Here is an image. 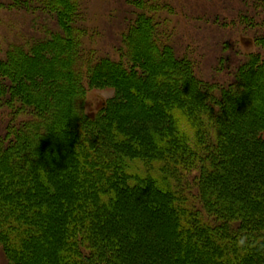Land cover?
Instances as JSON below:
<instances>
[{"label":"trees","instance_id":"obj_1","mask_svg":"<svg viewBox=\"0 0 264 264\" xmlns=\"http://www.w3.org/2000/svg\"><path fill=\"white\" fill-rule=\"evenodd\" d=\"M76 4L48 0L46 7L61 6L64 16L58 19L68 25L77 17ZM142 7L141 23L130 27L132 35L121 51L124 61L93 53L85 57L81 44L69 46L74 41L68 37L66 49L58 42L47 54L39 41L28 50L16 44L20 49L5 51L2 60L8 66L0 64L1 78L14 74L15 63L27 83L19 82L17 89L33 77L44 86L40 92L33 85L34 93L19 91L21 107L34 112L16 127L14 149L4 144L0 151V170L8 182L0 196V208L8 211L5 219L0 215V243L9 264H264V117L252 127L245 121L237 138L230 128L233 119L244 120L241 101L257 98L264 68L258 76L252 69L259 68L260 54H251L254 58L243 66L247 71H238L232 86L202 85L173 44L164 41L165 34L153 30L156 14L147 19ZM44 54H65V59L43 66ZM28 56L34 59L25 64ZM58 69L63 72L59 81L61 72L54 73ZM86 82L116 90V98L99 116L85 113ZM3 85L8 83L0 84L5 91ZM173 106L191 117V137L178 135ZM37 155L43 166L32 163ZM199 157L206 169L203 180L194 178L191 195L202 196L209 212L217 213L219 226L193 212L183 190L187 185L178 169L197 165ZM30 180L34 186L29 188ZM57 191L66 197L63 202L56 201ZM31 193L38 199H31Z\"/></svg>","mask_w":264,"mask_h":264},{"label":"rangeland","instance_id":"obj_2","mask_svg":"<svg viewBox=\"0 0 264 264\" xmlns=\"http://www.w3.org/2000/svg\"><path fill=\"white\" fill-rule=\"evenodd\" d=\"M10 1L12 0H0V2H3L2 7H0V64L3 66H8L2 60L8 47L15 49L16 44H22L28 50L35 43L34 41L41 42L39 49L46 48V54V50L51 52V48L56 43L60 42L65 45V48L66 44L68 46L69 40H72L74 43L69 44V46L77 47L81 44L83 55H86L85 57H90L93 53L96 58L124 61L125 58L122 55L124 53L123 45L127 42L126 38L128 39V36L132 35L129 32L130 27L136 25V22L141 23L138 7L141 8L143 6L144 17L147 19L154 18L151 15L152 12L154 15L156 14L155 19L157 22L154 25L157 26L152 24L153 30L157 27L156 30L158 32L160 30V35L165 34L164 41H169L170 44H173L176 55L183 59L184 65L188 63L192 66H190L192 72L198 77L202 85L215 83L232 86L237 81V72L241 71L243 73L247 71V68L243 66L247 65L246 62L249 59L254 58L251 56L254 53L260 54L256 60L259 68H255V72L252 69V74L258 76L257 71L264 68V4H262L263 2L259 3L258 0H76V3L79 2V4H76L73 9H75L74 15L78 11V14L76 13L77 21L73 15L74 17L67 21L68 25L58 19L60 15L61 17L64 16V9L61 6L55 9L46 7L48 0H45V3L42 0H15L17 4L13 5H10ZM151 8H154L153 11H151ZM70 11L72 9L68 12ZM152 23H155V21L152 20ZM128 32L129 35L127 34ZM63 35L65 36L63 37ZM65 37H68L69 40H65ZM261 37L263 39L257 41ZM44 39L46 42L50 40L53 42L48 44ZM18 49L20 48L17 46L16 50ZM58 51L60 52V50ZM46 54L42 56L43 60L40 62V65L43 64L44 66L48 61L54 59H57L56 63H58V60L62 63L63 59H65L62 57L65 54L61 56L60 54H56L55 57L53 56L54 58L52 56L48 57ZM28 59L31 62L30 60L34 59V57L28 56L25 64H27ZM40 59L41 57L37 62L41 61ZM13 65L14 68L12 67ZM17 65L19 64L13 63L11 66V72H14V74L11 73L8 77H0V84L4 80L8 83L7 86L3 85L6 87L5 91L0 87V151L4 144L11 148L9 150L14 149L15 144L12 141L19 138L17 137L19 134L16 127L22 122L29 120L34 112V110L31 111L29 108H24V106L21 107L20 105L21 99H19L18 95L20 90L15 85L19 84V82L24 84L26 77L22 75L23 73L17 68ZM33 65L28 64L31 69L34 68ZM54 73H60L59 77L56 78L59 81L63 72L58 69ZM75 74L77 76V71H75ZM261 75L264 77V74ZM261 75L259 73V76ZM22 76L25 78H21ZM261 80V84L256 88L257 98H244L241 101V105L245 106V109L243 108L245 113L243 116L244 120H242L243 118H239L237 120L233 119V123L231 122L230 128L233 130L231 132L232 135H235L234 138L238 137V132L246 128L244 126L245 121L249 123V127H252L261 123L260 117H264V78ZM29 82V85L26 86L27 88L19 85L21 91L24 88L27 92V89H30L32 85L37 89H35L36 91L30 89L32 92H40V88H44L43 84H40L39 77H33ZM25 84L27 85V83ZM47 85L49 87L50 83L47 82ZM85 87L84 105L87 115L99 116L104 110V105L116 98V90L113 87L102 84L91 87L87 82L85 83ZM56 88L60 90V85H56ZM15 130L17 134L12 135L11 133ZM260 136L264 140V131ZM203 138L202 134L199 135V142ZM7 139L9 140L8 142L6 141ZM120 140L119 137L114 138L116 142H121ZM201 153L199 152V155ZM78 155L80 157V154ZM234 155L238 157L235 152ZM75 158H78V156ZM38 159L39 155L34 160ZM203 159L199 157L197 165H182L178 171L181 173L182 179L186 183L185 185H187L183 190L188 194L189 207L194 210L193 212L200 213L209 225L219 226L222 223L219 221V217H216L217 213L214 214L211 210L209 212L206 201L202 199V196L200 195V199V197L195 198L194 194V198L191 195L194 191L193 189H196V186L193 184L195 183L194 178L198 176L202 177L201 180L204 178L202 174L206 167L204 166L205 160L203 161ZM39 161L32 163H40L43 166L44 162L41 163ZM232 161H234L233 158ZM176 162L177 160L174 161V163ZM177 164H180V162ZM45 165L49 166V168L53 167L52 162H46ZM214 165L216 167V163ZM183 167L186 168L182 169ZM79 172L81 173L82 169ZM6 175L1 173L0 170V196L3 195L2 193H5L4 190L8 183ZM42 181L48 184L47 180ZM9 184L11 185L10 182ZM27 184H29V188L34 186L31 180ZM48 186L56 187L57 183L55 184L54 182L53 184H48ZM7 190L10 189L7 188ZM32 190L34 192L33 188ZM58 192H56L55 199L56 201L61 200L63 202L66 197L63 195V192ZM31 195H33L31 199H38L34 193H31ZM9 196H11V193L8 194ZM2 209L0 208V215L5 219V214L8 211H3L4 209ZM23 209L24 212L27 211L26 208ZM147 211L153 212L152 208H148ZM62 214L63 217L66 215V213ZM3 218L0 217V227H2ZM216 240L218 239L216 238ZM1 247L0 243V264H9ZM199 247L202 249L203 245ZM200 252L199 257L203 254L202 251ZM207 255H210V253H207Z\"/></svg>","mask_w":264,"mask_h":264},{"label":"clouds","instance_id":"obj_3","mask_svg":"<svg viewBox=\"0 0 264 264\" xmlns=\"http://www.w3.org/2000/svg\"><path fill=\"white\" fill-rule=\"evenodd\" d=\"M170 114L173 117L178 135L191 137L195 130L191 117L178 106H173L170 109Z\"/></svg>","mask_w":264,"mask_h":264}]
</instances>
